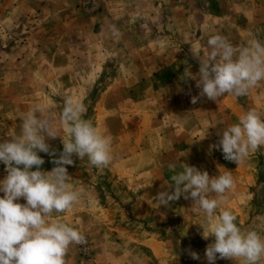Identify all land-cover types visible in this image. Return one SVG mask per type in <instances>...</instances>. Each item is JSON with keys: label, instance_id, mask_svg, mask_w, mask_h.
Returning a JSON list of instances; mask_svg holds the SVG:
<instances>
[{"label": "crops", "instance_id": "obj_1", "mask_svg": "<svg viewBox=\"0 0 264 264\" xmlns=\"http://www.w3.org/2000/svg\"><path fill=\"white\" fill-rule=\"evenodd\" d=\"M120 1L124 3V14L119 17ZM78 2L0 0V28L7 29L4 40H13L16 49L23 52L21 64L17 65L26 64L38 83L85 84L97 79L106 59H115L128 51L124 68L116 70L100 93L120 94L123 109L115 117H102L97 129L101 132L111 123L109 136L115 140L110 163L113 172L144 201L134 202L133 209L182 219L191 213L192 218L205 219L194 220L198 221L196 225L207 226L203 212L192 213L191 199L182 195L168 206H158L155 196L167 190L164 182L171 183L170 164H176L180 171L187 163L210 176L230 171L233 188L226 199L219 201L215 215L228 209L237 217L236 223L242 230H256L264 239V147L240 164L226 160L222 150L213 147L220 139L218 132L222 134L227 124L237 123L240 115L250 109L264 113V82L241 96L248 108L236 104L235 96L230 94L217 101L199 96L195 80L184 76L186 69L194 74L199 69L186 58L183 43L178 41L181 37L184 41V35L192 33L183 27L186 19L183 8H178L175 21L165 23L170 34L176 35L177 43L156 44L148 25L137 26L141 19L147 24L156 9L154 0H100V11L90 17L79 13ZM161 2L159 12L166 7V16L169 6L162 5L165 0ZM230 3L233 11L230 7L229 27L223 32L210 28L207 34L225 35L235 47L245 46L255 35L264 42V0H230ZM115 30L118 34H114ZM192 34L202 33L194 30ZM137 36H143V40L137 42ZM159 52L162 59L156 58ZM86 93L87 89L79 90V94ZM193 96L199 97L195 104L191 102ZM135 115L137 124L132 133L126 121ZM122 152L128 157L121 156ZM210 198H215V194ZM199 227L198 231H203ZM215 264L236 262L224 259ZM260 264H264V259Z\"/></svg>", "mask_w": 264, "mask_h": 264}, {"label": "clouds", "instance_id": "obj_2", "mask_svg": "<svg viewBox=\"0 0 264 264\" xmlns=\"http://www.w3.org/2000/svg\"><path fill=\"white\" fill-rule=\"evenodd\" d=\"M207 44L211 51L205 57L191 48L199 60V70L194 74L186 69L184 74L195 80L199 96L212 101L229 94L245 96L264 82V42L253 38L245 46L235 47L226 37L214 34ZM198 99L193 96L191 102L195 104ZM85 113L81 101L67 96L58 126L52 106L37 104L19 118L17 133L0 138V163L6 172L0 179V264H66L70 246L87 245L86 236L77 228L49 219L53 213L71 211L80 200V191L69 187L72 177L66 166L74 163L73 156L86 159L90 167L98 169L108 167L113 159L112 138L85 119ZM218 135L220 139L213 147L222 150L226 160L240 164L264 147V113L250 109ZM57 137L63 145L58 155L48 143ZM41 152L52 158L54 167L50 171L41 167L45 162ZM181 167L177 171L176 164L169 165L171 183L164 182L167 190L156 194L158 206H168L183 195L193 201L194 215L205 214L207 226L198 224L205 240L214 238L205 249L208 264H215L218 258L236 264H260L264 259L260 233L242 230L228 209L215 215L219 201L226 199L233 188L231 172L210 176L187 163ZM212 194L215 198H210ZM21 198L24 203L19 202ZM189 254L192 259H200L196 252Z\"/></svg>", "mask_w": 264, "mask_h": 264}, {"label": "rangeland", "instance_id": "obj_3", "mask_svg": "<svg viewBox=\"0 0 264 264\" xmlns=\"http://www.w3.org/2000/svg\"><path fill=\"white\" fill-rule=\"evenodd\" d=\"M80 1L76 7L84 17H90L101 9L100 0H97V10L91 14H84L78 7ZM191 1L184 0V2L177 3L175 0H165L166 4L162 5L169 6L165 16L166 7L163 9L164 12H159L162 10V2L154 0L153 6L156 9L150 14L147 24L144 19H141L138 20L137 26L148 25L153 32L152 37L156 44L163 42L175 44L177 43V38H174L176 35L170 34L165 28V23L167 21L169 24L174 18L177 19L178 8L181 10L183 8L182 12L186 16L183 24L185 31L189 30L193 33L195 30L197 33L200 30L202 34H186L184 41H182L183 37L178 41L183 43L186 58L196 64L199 69V60L193 55L191 48L198 49L201 57H205L211 51L207 48V41L214 34H207L208 29L218 28L223 32L229 27L233 4L230 0H200L195 4ZM123 4L120 1L119 17L121 13L124 14ZM193 14L195 15L192 17ZM6 31L7 29L1 30L0 28V138L17 133L21 123L19 118L37 104L51 105L56 116V124L59 126L63 100L67 96L85 105L84 118L90 119L96 128L102 117L104 119L115 117L116 112L123 109L120 105V94L100 93L109 85L108 80L116 70L121 71L124 68V62L129 57L128 51L115 59H106L94 82L85 84L38 83L30 72V68L25 67L26 64L20 66L23 52L16 49L13 40L10 42L4 40ZM9 33L11 34L10 31ZM222 36L225 37V35ZM254 38L257 39V36L255 35ZM141 39L143 40V36H137L136 41L140 42ZM156 58L162 59L161 52L156 55ZM18 63L20 64L17 65ZM81 89H87V93L79 94ZM234 100L238 105L249 107L241 96H235ZM126 124L133 133L137 124V116L133 118L129 116ZM105 127L106 129L101 132L105 134L108 131L107 135H109L111 123ZM48 143L56 150L57 155L63 149L59 137L49 140ZM114 143L115 140H112V144ZM112 150L115 151L114 146ZM40 154L48 155L43 152ZM120 155L128 157L125 152ZM73 160L72 165L66 166L72 177L69 187L80 191V200L71 211L63 214L53 213L49 219L66 222L81 231L88 240L89 255L82 256L76 245H72L65 258L66 264H208L205 259V249L214 238L209 237L205 240L202 237V231H198L199 225L195 224L205 219L192 218L191 213L182 219L159 215L151 211H136L132 207L134 202L138 200L143 203L144 201L137 198L116 177L111 164L106 168L98 169L90 167L86 159L81 161L73 156ZM41 167L50 171L54 164L44 162ZM5 175V166L0 163V179H3ZM19 202L24 203L25 201L21 198ZM190 252H196L200 259H192ZM222 260L224 259L218 258L216 261Z\"/></svg>", "mask_w": 264, "mask_h": 264}, {"label": "built area", "instance_id": "obj_4", "mask_svg": "<svg viewBox=\"0 0 264 264\" xmlns=\"http://www.w3.org/2000/svg\"><path fill=\"white\" fill-rule=\"evenodd\" d=\"M79 10L84 14H91L94 11L97 10V0H81L79 3ZM78 252L82 256H88L89 255V247H88V240L86 246H76Z\"/></svg>", "mask_w": 264, "mask_h": 264}, {"label": "trees", "instance_id": "obj_5", "mask_svg": "<svg viewBox=\"0 0 264 264\" xmlns=\"http://www.w3.org/2000/svg\"><path fill=\"white\" fill-rule=\"evenodd\" d=\"M41 155V154H40ZM46 163H50L52 158L49 155H41Z\"/></svg>", "mask_w": 264, "mask_h": 264}]
</instances>
